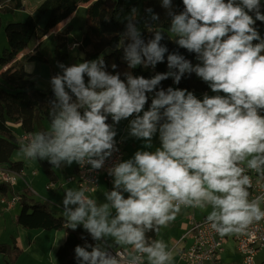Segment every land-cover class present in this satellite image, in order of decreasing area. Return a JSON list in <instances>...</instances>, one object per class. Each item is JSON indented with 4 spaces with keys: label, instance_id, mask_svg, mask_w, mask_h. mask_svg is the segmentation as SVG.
I'll use <instances>...</instances> for the list:
<instances>
[{
    "label": "clouds",
    "instance_id": "1",
    "mask_svg": "<svg viewBox=\"0 0 264 264\" xmlns=\"http://www.w3.org/2000/svg\"><path fill=\"white\" fill-rule=\"evenodd\" d=\"M158 3L174 39L159 30L145 39L132 8L122 32L126 70L101 58L110 48L96 59L57 62L49 79L50 128L20 149L28 160L56 168L75 163L111 178L102 203L84 189H68L62 200L67 228L86 234L74 248L77 264H172L168 244L149 233L174 222L182 208H210L206 220L221 237L245 234L264 220V195L250 198L248 174L264 177V36L257 26L264 24V4L182 0L178 10L174 0ZM143 12L146 27L161 19L153 7ZM160 64L167 71H156ZM35 67L27 64L25 72ZM138 68L152 75L134 74ZM193 74L211 95L163 86ZM128 139L141 147L123 159L117 154Z\"/></svg>",
    "mask_w": 264,
    "mask_h": 264
},
{
    "label": "trees",
    "instance_id": "2",
    "mask_svg": "<svg viewBox=\"0 0 264 264\" xmlns=\"http://www.w3.org/2000/svg\"><path fill=\"white\" fill-rule=\"evenodd\" d=\"M178 10H182V0H174ZM89 4L87 8L86 27L80 43H77L84 56L79 57V62L101 57V53L106 48L111 49L110 55H105L106 61L119 65L121 72L126 70V65L121 61L124 38V23L132 15L131 9L136 8L137 12L133 18L140 21L139 27L144 32L145 39L154 30L163 31L166 36L172 37L168 32L169 21L163 9L159 6L158 0H45L38 8V13L30 15L23 22L9 23L4 27L8 49L4 50L0 56V68H9L0 74V168L10 169L21 173L24 170L22 162H13L11 157L15 151L23 146L19 142L17 133L11 128L9 123L20 124L21 129L26 134H34L36 131H47L44 122L51 123L49 116L48 100L52 96L51 89H41L37 81L25 72L24 64L19 60V56L28 48L32 39L42 40L56 27L74 15L80 6ZM264 4V0H262ZM147 7H153L160 14V21L154 23L152 27H146L143 23L144 12ZM22 8L21 0H0V12L11 14ZM49 14L48 21L43 28L40 27L41 17ZM257 26L262 36H264V24L257 22ZM2 22L0 19V29ZM72 31V27H67L58 36L59 43L55 49V58L58 62L65 63L69 59L68 51L63 50L68 45L67 40ZM169 50H176L177 46L168 41ZM188 59L194 63V55H190L186 50L179 49ZM28 62L44 63L46 57L38 51L28 55ZM156 71H167L166 64L157 66ZM136 75H144L146 78L152 75L151 70L136 69ZM163 86L180 87L182 89L193 90L197 93H205L208 87L195 74L185 77L181 83L173 85L171 79L164 81ZM20 138V137H19ZM41 168L47 178L52 182L56 179L53 166L47 162L41 163ZM12 199L14 188L8 184L0 183L1 198ZM19 200L21 208L17 218V224L27 230H66L68 233L65 243L58 249L54 264H77L74 259V248L82 245L81 235H85L82 229L72 231L67 228L65 217L58 216L51 206L44 201L35 200L29 188H25ZM160 233V232H159ZM159 233H149L156 239ZM23 251L16 245L3 243L0 238V255L6 264H16Z\"/></svg>",
    "mask_w": 264,
    "mask_h": 264
},
{
    "label": "crops",
    "instance_id": "3",
    "mask_svg": "<svg viewBox=\"0 0 264 264\" xmlns=\"http://www.w3.org/2000/svg\"><path fill=\"white\" fill-rule=\"evenodd\" d=\"M10 1L11 0H7V2H10ZM21 1H22V8L20 10H16L11 14H3L0 12V19L2 22V27L6 26L9 23H16V22L24 21V20H26V18L28 16L37 14L38 8L43 4V2L45 0H21ZM88 6H89V4H86V5L80 6L79 8L83 7L84 9H87ZM46 15H48V17H49V14H46ZM46 15H43L41 17V22ZM76 18H77V12L74 15H72L70 18H68L66 21H64L62 24H60L58 27H56L53 31H51L44 39H42V40H37L35 38L32 39L30 44L35 40V42H33V44H32L33 45L32 48L29 47L30 46V44H29L28 48L19 56V60L24 64V67L27 64L33 63V62L27 61L26 57L28 55L33 54L37 49H38V51H40L42 53L41 48L43 46V43L47 40V38L49 36L56 35L57 36L56 37V44H58L59 43L58 42V36L61 35L63 30H65L68 26H72V23ZM41 22H40V27L43 28L44 26L43 27L41 26ZM68 39H69V37H68ZM67 43H68V40H67ZM6 49H8V47L5 48V46H4L2 48V50H0V56L2 55L3 51ZM79 57H83L82 51H81L80 56H78V58ZM194 63H196V61ZM64 64H70L69 60H67ZM8 68H9V66L4 67V68H0V74L2 72L6 71ZM57 71H58V69H53V72H57ZM53 72L48 76L49 79L51 76H53ZM31 75H32V78L34 79L35 73L33 72ZM48 88H50L49 84H48ZM189 91H193V90H189ZM193 92L197 93L195 91H193ZM207 93L209 95L212 94L209 89H208ZM198 94H199L198 98H202L204 93H198ZM9 125L11 126V128L16 133H17V130L19 129V127L21 128L20 124L9 123ZM44 127L46 128V123L44 124ZM46 130H47V128H46ZM24 134L25 133L23 132L22 135H24ZM18 139H19V137H18ZM21 145H26V144L21 143ZM126 150H128L127 142L125 143V152H124V158L123 159H128L127 154H126ZM125 154H126V156H125ZM11 160L13 162H22L24 165L23 172L25 173L24 179H19V180H23V182L25 181L23 183L22 189L20 191H18V190H15V187H14V195H21L23 192L22 190H24L25 188H29L33 194L37 195L36 192L38 193V188L40 186H42L49 193L54 192L53 194H48V196H47L48 200L45 198H42L43 201L47 202L51 206V208L54 210V212H56V214L58 216L64 217L62 200L65 196V193L63 196L57 195L58 192H60V190L63 188V183L60 180L59 175L55 172V168L53 167V172L55 174L56 179L53 181V183H56L57 186L52 190H48L47 185H48V183H50L52 181L49 180L47 178V176L41 180L40 186L37 185L38 184L37 178L39 177V173H40V171H43L41 168V163L46 162V161H40V160L35 161V160L25 159L20 150L15 151L13 153ZM39 163H40V166L38 165ZM76 167H77V164H74L72 166L71 172L73 171V173L71 175H69V177L74 175V173L76 172V169H77ZM66 184H74L75 190L79 189L78 185L75 183H71V182H68L66 180ZM111 186L112 185H108L107 183L103 182V180H101L99 188H97L95 190V192L87 193L86 195L97 200L98 203H101V197L103 196L104 192H106L108 189L111 188ZM58 189H60V190H58ZM33 198L35 200L37 199L35 196H33ZM6 200H9V199H6V196H4L1 198V202H0V238H1V241L3 243L9 244V245H16L22 249L23 253L19 257L16 264H20V263H23V264H54L55 260H56V254H57L58 249L65 243V241L67 239V238L65 239V236L67 234L66 230L63 229V230H58V231H55V230L47 231V230H27V229H24L17 224V218H18V215L20 214V211H21V208L19 206V202L14 205V204H11L10 201L6 202ZM52 205H54V208L57 207L55 209H57L58 211H56L52 207ZM207 210L208 209H206L204 212L198 213L199 212L198 209L182 208L181 213L177 216L176 220L170 224L173 225L174 223H177V221L182 220L183 217H186L187 228H188V217L190 215H194V217L197 220H202V219L206 218L207 214L205 212ZM60 211H62V212H60ZM80 229H82V228H80ZM184 235L179 240L173 242L171 245L170 251H172V253H173V261H172L173 264H183V262L180 261L179 256H178L179 251L182 250L183 248H187L190 245L187 243V241H189L191 243V241L189 239L184 238ZM113 248H116V246H113ZM117 248H119V247H117ZM3 263L6 264L4 259H3V256L0 255V264H3Z\"/></svg>",
    "mask_w": 264,
    "mask_h": 264
},
{
    "label": "built area",
    "instance_id": "4",
    "mask_svg": "<svg viewBox=\"0 0 264 264\" xmlns=\"http://www.w3.org/2000/svg\"><path fill=\"white\" fill-rule=\"evenodd\" d=\"M73 45L69 47L70 51L76 48ZM31 137V134L25 133L19 138V142L27 144ZM124 152L125 143L120 145V153L117 155L124 158ZM112 162L109 161L108 165ZM76 168L74 175L68 177L67 181L77 184L79 189H84L85 194L95 192L99 188L101 180L111 185V178L108 177L106 171L102 170L97 173L84 165H77ZM248 174L252 177V187L249 189L250 198L264 195V177L251 171ZM24 177L23 171L18 173L10 169L0 168V183L8 184L13 188L18 184L19 179H24ZM56 186V183L50 182L47 189L52 190ZM19 200L20 196L16 195L6 202L10 201L11 204L15 205ZM262 208H264V203H262ZM184 238L189 239L191 243L187 248L179 251L178 256L183 264H223V254L228 252L229 247L232 249L231 255L239 257L241 264H264V220L254 222L245 234L221 237L211 228L206 218L197 220L194 215H190ZM89 242H91L90 238ZM112 250L114 252L126 251L117 247Z\"/></svg>",
    "mask_w": 264,
    "mask_h": 264
},
{
    "label": "rangeland",
    "instance_id": "5",
    "mask_svg": "<svg viewBox=\"0 0 264 264\" xmlns=\"http://www.w3.org/2000/svg\"><path fill=\"white\" fill-rule=\"evenodd\" d=\"M86 19H87V9H84L83 7L79 8V10L77 11V18L73 21L72 26H70V27H72V31H71V33L69 35V39H68V45L69 44L70 45L69 46L66 45L67 47L63 50V53H65V51L66 52L68 51V54H69L68 60H69L70 64L79 63V61L77 60L78 56H80V54H81V50L78 47L79 45L72 51L69 50V47L72 46L73 44H76V42L77 43L81 42L82 36H83V30L86 27V24H85ZM47 21H48V15H46L43 18V20L41 22V26L42 27L45 26ZM20 22H23V21H20ZM4 27H2V29L0 30V50H2V48L4 46H5V48L9 47L8 46V39H7L5 30H4ZM56 37H57L56 35L49 36L47 38V40L43 43V46L41 48V51H42L43 55L46 57L47 62L35 63L36 67H35V71H34V73H35L34 80H36L38 82L37 85L41 89H47L48 88V84H49L48 76L53 72V69H57L56 65H57L58 61L55 58V49L57 46ZM33 42H35V40ZM33 42L30 44V46H29L30 48H32ZM58 42H59V40H58ZM83 56H84V54H83ZM55 74H56V72H53V75H55ZM195 94L197 95V97H199L198 93H195ZM44 123H46V128L48 130L50 128V125L47 122H44ZM119 132H120V136H125L127 134L126 133V122H122L119 125ZM35 133H39V132L36 131ZM17 134L19 137L23 134L20 127L17 130ZM118 138H120V137L118 136L117 139ZM127 144H128V150H126V154H127V158H130L133 155V153L141 147V142L133 140V139H128ZM156 146H158V140L154 141L153 150ZM126 154H125V156H126ZM35 161H39V160H35ZM74 164H72L70 167H63V168L54 167L55 172L59 175V178L63 183V188L61 190L58 189V190H60V192H58L57 195L63 196L64 193H66V191L68 189L75 190L74 184H66L67 178L69 177V175H71L73 173V171L71 172V168ZM38 165L40 166V163ZM44 177H46L45 172L40 171L39 177L37 178V181H38L37 185H39V186L41 185V180L44 179ZM24 182H23V180H19L18 184L15 186V190L20 191L22 189ZM41 187L42 186H40L38 188V193L35 191L37 195L33 194V196H35L37 198L36 200L43 201L42 198H45L48 200V197H47L48 194H53L54 192L49 193L48 191L45 190L44 187H42V188ZM102 202H104V194L101 197V203ZM52 207L54 208V205H52ZM55 208H57V207H55ZM55 210L58 211L57 209H55ZM198 211H199L198 213H200V212H204L205 210L198 209ZM210 211H211V209L209 208L205 213L208 215V213ZM60 212H62V211H60ZM186 231H187V219H186V217H183L182 220L177 221V223H174L173 225L169 224L167 227L162 228L157 239L164 240L165 243L168 244V248L170 250L172 243L179 240L186 233ZM187 243L190 244L189 241H187ZM226 250H227V247H226ZM231 253H232V249L229 247L228 252L223 254L222 263L223 264H241V259L239 257L232 256ZM20 264H23V263H20Z\"/></svg>",
    "mask_w": 264,
    "mask_h": 264
}]
</instances>
